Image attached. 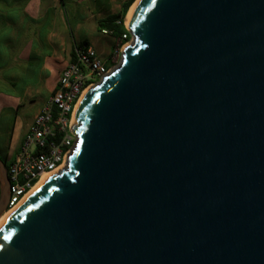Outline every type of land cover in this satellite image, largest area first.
I'll return each instance as SVG.
<instances>
[{
  "label": "water",
  "instance_id": "95a60500",
  "mask_svg": "<svg viewBox=\"0 0 264 264\" xmlns=\"http://www.w3.org/2000/svg\"><path fill=\"white\" fill-rule=\"evenodd\" d=\"M126 29L0 264H264V0H140Z\"/></svg>",
  "mask_w": 264,
  "mask_h": 264
},
{
  "label": "crops",
  "instance_id": "0c3cea01",
  "mask_svg": "<svg viewBox=\"0 0 264 264\" xmlns=\"http://www.w3.org/2000/svg\"><path fill=\"white\" fill-rule=\"evenodd\" d=\"M117 1L66 0L62 6L59 0H0V133L5 130L3 146L9 157L56 88L73 46L83 42L93 46L91 40H79L78 33L90 31L111 38L97 31V21L117 13ZM67 6L75 15L72 28ZM32 74L36 81L28 82ZM41 92L44 98L28 119L27 112L20 110L27 101L33 105Z\"/></svg>",
  "mask_w": 264,
  "mask_h": 264
},
{
  "label": "built area",
  "instance_id": "2783aa9c",
  "mask_svg": "<svg viewBox=\"0 0 264 264\" xmlns=\"http://www.w3.org/2000/svg\"><path fill=\"white\" fill-rule=\"evenodd\" d=\"M101 34L110 36L111 32L102 30ZM125 39V35L113 39L115 60L131 37L123 43ZM72 53L56 88L33 117L16 153L10 156L7 211L20 205L43 175L55 174L65 167L77 140L72 132L77 104L84 92L110 71L90 44H75Z\"/></svg>",
  "mask_w": 264,
  "mask_h": 264
},
{
  "label": "rangeland",
  "instance_id": "374dc122",
  "mask_svg": "<svg viewBox=\"0 0 264 264\" xmlns=\"http://www.w3.org/2000/svg\"><path fill=\"white\" fill-rule=\"evenodd\" d=\"M123 1L124 0H118L117 1V4H116L117 5V7H116V11L117 12L120 10L121 3ZM132 5H131V7H132ZM130 8H129V10H130ZM66 9H67V12H68V10L70 11V7L69 6H67ZM129 10H128V12H129ZM128 12H127V14H128ZM68 13H69L68 22H69L70 27L72 28L74 26V24H75V20H74L75 19L74 18L75 15H74V13L73 14H70V12H68ZM127 14H126V16H127ZM81 15L83 17L85 16L84 14H81ZM126 16L124 18V22L126 21ZM125 26H126V24H125ZM77 37H79V40L88 39V40L93 41L94 42L93 46L95 47L99 57L105 62H107L108 59H110V63H109V66H108L110 70H112L118 64V62L120 60V56L116 60H115L114 56L112 57V52H113V48H114V42H113L112 38H110V37H102L101 38V36L98 33H96V32L95 33L94 32L91 33L90 31L80 32V33H78ZM27 81L28 82H35L36 81L35 80V76L32 74L30 77H27ZM44 95H45V93L41 92L37 96L35 101L32 103L33 105H31L27 101V107L26 108H22L20 110V113H22V111L23 112H27V118L30 119L32 117L33 113L35 112L36 108L39 107L40 103L42 102V99L44 98ZM1 130H4V129H1ZM4 140H5V130L1 131V133H0V142L2 143V142H4Z\"/></svg>",
  "mask_w": 264,
  "mask_h": 264
},
{
  "label": "trees",
  "instance_id": "16d2710c",
  "mask_svg": "<svg viewBox=\"0 0 264 264\" xmlns=\"http://www.w3.org/2000/svg\"><path fill=\"white\" fill-rule=\"evenodd\" d=\"M136 0H124L121 4L120 10L115 14H110L107 17L100 19L97 21V31L101 34L102 30H107L111 32V38H117L121 35H125L126 39L123 43L127 42L130 38V34L127 31L125 25H124V18L131 7V5ZM59 3L64 6L66 3V0H59ZM81 44H87L86 42H83ZM73 53L71 54V59L73 58ZM110 63V59H108L107 62H105V66L108 67ZM4 142H0V159L4 163L5 168L8 170V167L10 165V157L8 156L6 148L3 146Z\"/></svg>",
  "mask_w": 264,
  "mask_h": 264
},
{
  "label": "bare ground",
  "instance_id": "6f19581e",
  "mask_svg": "<svg viewBox=\"0 0 264 264\" xmlns=\"http://www.w3.org/2000/svg\"><path fill=\"white\" fill-rule=\"evenodd\" d=\"M139 1L140 0H137L133 5H132V7L130 8V10H129V12H128V14H127V16H126V21H125V24H126V26L128 25V23H129V21H130V18H131V16H132V14H133V12H134V10H135V8H136V6L138 5V3H139ZM90 88H92V87H90ZM89 88V89H90ZM88 89V90H89ZM87 91V90H86ZM85 91V92H86ZM85 92H84V94H85ZM83 94V95H84ZM82 98V97H81ZM81 100V99H80ZM49 176H51V175H43L42 177H41V179L37 182V184L32 188V190L25 196V198H24V201L25 200H27L43 183H44V181H46L47 180V178L49 177ZM23 201V202H24ZM22 204V203H21ZM20 204V205H21ZM20 205H18V206H16L15 208H13V209H11V210H8V211H6L5 213H4V215L3 216H1L0 217V226L5 222V220L14 212V210L16 209V208H18Z\"/></svg>",
  "mask_w": 264,
  "mask_h": 264
}]
</instances>
